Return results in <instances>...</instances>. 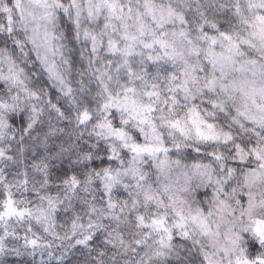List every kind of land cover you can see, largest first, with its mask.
I'll use <instances>...</instances> for the list:
<instances>
[{"label":"snow or ice","instance_id":"obj_1","mask_svg":"<svg viewBox=\"0 0 264 264\" xmlns=\"http://www.w3.org/2000/svg\"><path fill=\"white\" fill-rule=\"evenodd\" d=\"M77 246L264 264V0H0V264Z\"/></svg>","mask_w":264,"mask_h":264},{"label":"trees","instance_id":"obj_2","mask_svg":"<svg viewBox=\"0 0 264 264\" xmlns=\"http://www.w3.org/2000/svg\"><path fill=\"white\" fill-rule=\"evenodd\" d=\"M74 59H79L78 55L74 56ZM68 220L66 215L61 216L60 218V223H64L65 227H68V223H66V221ZM100 244V240H96L93 242V247H95L96 245ZM45 259H47V256L45 255L44 257ZM9 260H16V259H20V258H15V257H9ZM30 259V258H29ZM90 259L87 256V250L83 249L81 246H77L74 249H69L68 253L65 257V264H85L86 260ZM39 260V256H37V261Z\"/></svg>","mask_w":264,"mask_h":264},{"label":"rangeland","instance_id":"obj_3","mask_svg":"<svg viewBox=\"0 0 264 264\" xmlns=\"http://www.w3.org/2000/svg\"><path fill=\"white\" fill-rule=\"evenodd\" d=\"M60 223V222H59ZM61 225H63V228H58V231H64V230H66L67 229V227H65V224L64 223H60Z\"/></svg>","mask_w":264,"mask_h":264}]
</instances>
